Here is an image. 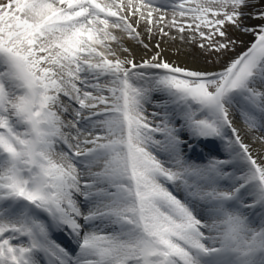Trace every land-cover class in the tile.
<instances>
[{
	"label": "snow or ice",
	"instance_id": "1",
	"mask_svg": "<svg viewBox=\"0 0 264 264\" xmlns=\"http://www.w3.org/2000/svg\"><path fill=\"white\" fill-rule=\"evenodd\" d=\"M0 264H264V0H0Z\"/></svg>",
	"mask_w": 264,
	"mask_h": 264
},
{
	"label": "bare ground",
	"instance_id": "2",
	"mask_svg": "<svg viewBox=\"0 0 264 264\" xmlns=\"http://www.w3.org/2000/svg\"><path fill=\"white\" fill-rule=\"evenodd\" d=\"M168 11L169 14H171L170 10ZM249 23H256V21H249ZM231 34L234 38H238L239 41H243V43L238 42L234 51L223 56H216L214 54L207 53L208 56L203 57L201 55V51L195 48L197 44L195 42H190L187 39L188 33H185L184 35L186 38L181 40L179 38V34L174 31L172 32V35H175L176 39L163 37L160 39V48L163 50L164 58L169 62H175L176 64L189 68L218 71L222 68V64H226L230 58H234L244 51V45L246 46L251 41L250 36L244 35L242 33L233 31ZM157 39L158 38H154L150 42L147 40L145 42L150 43V45H155ZM128 47L131 48L132 54L137 60H139L141 57L147 59L156 51L154 47L152 48V51H146L140 45L135 44L134 42H129ZM208 57H210V59H207L206 61V58ZM238 120L239 118L237 117L236 122ZM237 127H241V124H237ZM208 142L214 147L218 148V144L220 147H222L219 141Z\"/></svg>",
	"mask_w": 264,
	"mask_h": 264
},
{
	"label": "rangeland",
	"instance_id": "3",
	"mask_svg": "<svg viewBox=\"0 0 264 264\" xmlns=\"http://www.w3.org/2000/svg\"><path fill=\"white\" fill-rule=\"evenodd\" d=\"M173 36H175V35H173ZM136 44V43H135ZM247 46V45H246ZM246 46L244 45V50H245V48H246ZM196 49H199L200 51H201V55L204 57V56H208V54L207 53H205L203 50H201L197 45H196V47H195ZM236 55V54H235ZM231 57V56H230ZM207 59H210V57H208V58H206V61H207ZM231 59V58H230ZM229 59V60H230ZM228 60V61H229ZM205 61V62H206ZM225 64H222V67L224 66ZM236 124H241L240 122H236Z\"/></svg>",
	"mask_w": 264,
	"mask_h": 264
}]
</instances>
